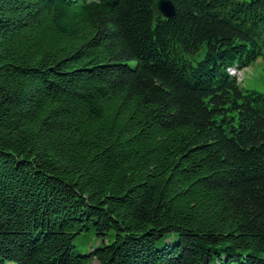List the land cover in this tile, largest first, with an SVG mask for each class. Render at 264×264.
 <instances>
[{
    "label": "trees",
    "instance_id": "1",
    "mask_svg": "<svg viewBox=\"0 0 264 264\" xmlns=\"http://www.w3.org/2000/svg\"><path fill=\"white\" fill-rule=\"evenodd\" d=\"M156 1L0 0V264H264V0Z\"/></svg>",
    "mask_w": 264,
    "mask_h": 264
},
{
    "label": "rangeland",
    "instance_id": "2",
    "mask_svg": "<svg viewBox=\"0 0 264 264\" xmlns=\"http://www.w3.org/2000/svg\"><path fill=\"white\" fill-rule=\"evenodd\" d=\"M202 57H203V53H201L198 56L199 59ZM238 77H239V80L244 82L242 86L246 90L255 89V90L264 92V87L250 86V84L264 85V59L260 57L259 59L254 61L248 68H246L245 70H242L240 74L238 75ZM94 264H99V262L95 261Z\"/></svg>",
    "mask_w": 264,
    "mask_h": 264
},
{
    "label": "water",
    "instance_id": "3",
    "mask_svg": "<svg viewBox=\"0 0 264 264\" xmlns=\"http://www.w3.org/2000/svg\"><path fill=\"white\" fill-rule=\"evenodd\" d=\"M154 8L165 17H171L175 14V5L171 0H158L154 3Z\"/></svg>",
    "mask_w": 264,
    "mask_h": 264
},
{
    "label": "clouds",
    "instance_id": "4",
    "mask_svg": "<svg viewBox=\"0 0 264 264\" xmlns=\"http://www.w3.org/2000/svg\"><path fill=\"white\" fill-rule=\"evenodd\" d=\"M250 86H253V87H264V85H259V84H250Z\"/></svg>",
    "mask_w": 264,
    "mask_h": 264
}]
</instances>
